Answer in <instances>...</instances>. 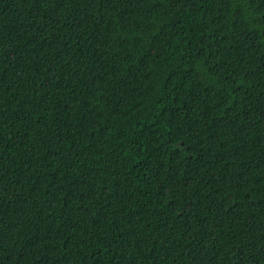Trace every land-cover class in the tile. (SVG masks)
<instances>
[{
    "label": "trees",
    "instance_id": "trees-1",
    "mask_svg": "<svg viewBox=\"0 0 264 264\" xmlns=\"http://www.w3.org/2000/svg\"><path fill=\"white\" fill-rule=\"evenodd\" d=\"M0 264H264V0H0Z\"/></svg>",
    "mask_w": 264,
    "mask_h": 264
}]
</instances>
